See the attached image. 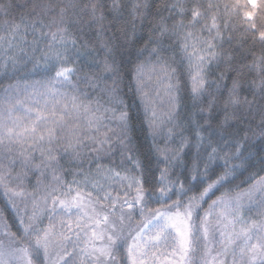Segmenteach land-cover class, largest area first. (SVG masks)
<instances>
[{"label":"snow or ice","instance_id":"obj_1","mask_svg":"<svg viewBox=\"0 0 264 264\" xmlns=\"http://www.w3.org/2000/svg\"><path fill=\"white\" fill-rule=\"evenodd\" d=\"M17 7L0 0V67L44 79L0 89V188L14 210L0 214V264H264V105L243 126L264 99V0H168L142 46L147 0H47L27 19ZM113 26L117 44L73 31ZM82 48L103 56L79 76L70 53ZM125 53L147 153L129 136ZM213 65L224 71L209 82ZM29 172L51 181L29 192Z\"/></svg>","mask_w":264,"mask_h":264},{"label":"trees","instance_id":"obj_2","mask_svg":"<svg viewBox=\"0 0 264 264\" xmlns=\"http://www.w3.org/2000/svg\"><path fill=\"white\" fill-rule=\"evenodd\" d=\"M16 5L19 7L14 9L13 14L19 18L23 16L25 19L28 18L29 13L32 11V7L36 3H42L47 2V0H12ZM147 2L150 5L149 14L146 15L145 18L137 19L135 22V32L136 36L138 38V46H142L143 42L147 40L148 36L150 35L153 25L157 22V10L159 9L160 14L167 17L169 13L164 10L163 5L168 2V0H147ZM221 5L223 6L224 3H232L234 0H219ZM243 0H241V3ZM250 7V6H249ZM221 12H223V7L220 9ZM243 11V9H241ZM127 19V17H125ZM105 23H108L107 21ZM233 23L235 24L236 21L234 20ZM3 26V21L0 20V28ZM76 36H78L83 41H93V42H103L108 37H111V42L113 44L119 43V38L121 36V32L117 30L115 26L111 27L105 36L97 37L95 33L85 27L83 29V32L78 31L76 29H73ZM2 34V33H0ZM227 35H234L235 36V42L232 47L235 46V44L239 43L240 40V33L238 31H233L232 33H226ZM29 40H31V37H29ZM43 47V45H41ZM225 49H230V46L228 44L224 45ZM30 51V50H29ZM88 48H82L80 49L79 53H76L75 50H72L70 53L71 59L74 61L72 65H69L70 67H78L83 69L82 72L78 73L77 75L82 76L84 73H86L89 69V67L93 66V58L96 60H100L103 56V53L100 51L99 48H97L94 51H91ZM99 53V55H98ZM259 55V51L256 53ZM37 56H39V53H37ZM135 56H128L127 53L124 54V60L126 62V67L122 70L124 72V86H123V92L126 94L125 99L129 105V110L132 115V130L129 133V136L133 140V144L137 146L141 152L147 153L149 150V144L150 140L146 138L144 127L141 123L143 120V112L138 107L139 101L136 99L134 92L132 91V88L134 85L132 84V81L129 79L130 70L132 67V64L135 62ZM236 60H239V55L236 56ZM43 64V61H41ZM29 68H31V65H29ZM224 71L223 65L220 67H217L216 65L212 66L211 69V75L209 76V82L216 80L219 74ZM233 75L232 73H229V76ZM44 79V73L43 72H22V71H14L12 68L4 69L3 67H0V89L7 87L9 83L15 84L16 81L23 80V82L27 83H34L36 81ZM77 77H73V83L76 82ZM147 79V75H146ZM252 77L247 73V70L245 69L244 76H243V88L240 92L241 96H247L249 100H252L253 97L249 94V83L251 81ZM219 84L223 85L225 81H217ZM230 83V81H227ZM39 87V85H37ZM81 87H84L81 85ZM149 87H154V85L149 82ZM71 86H66L65 89L62 90H68L70 91ZM216 85H213V88L211 91L215 92ZM223 90V89H221ZM86 92H91V89H85ZM3 95V92L0 91V96ZM93 97L96 96V93H92ZM183 99L181 100V112L186 113L188 111L192 110L193 101L189 98L186 92H183L182 94ZM207 103V98L203 101V104ZM261 105H264V99H261L259 95L256 97V104L254 105V111L251 117L247 116V113H245V121L243 122V126H247L248 121H251L252 126L255 127L256 124H259V116H258V110ZM217 115H222V113L219 112V108L217 109ZM262 147V145L257 144V148L255 150H259ZM236 163H239L238 161ZM256 167H259V164L256 165ZM254 170V169H253ZM245 172L243 175H240L237 173V178L233 181V185H230L229 187H232L234 185L240 184L241 181L246 179V177L250 174L251 171ZM20 171V166L17 163L15 167V171L13 172V175H15L17 172ZM37 179H39L42 184H47L51 181V174L46 173L45 175H40V173L29 172L27 175V178L25 179L24 183L28 187V191H33V187L37 184ZM68 180H71L72 177L68 176ZM247 187V186H245ZM216 195H220V193H217ZM215 198V197H213ZM19 203V201H17ZM157 205H153V207H156ZM0 214H3L5 216H12L14 215V210L11 208V206L8 205V197L5 195L4 190L0 188Z\"/></svg>","mask_w":264,"mask_h":264}]
</instances>
